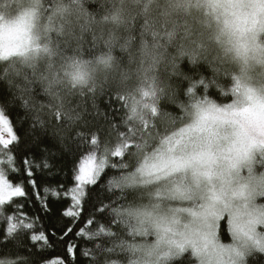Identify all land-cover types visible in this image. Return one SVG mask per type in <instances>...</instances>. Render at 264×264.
Listing matches in <instances>:
<instances>
[{
  "label": "snow or ice",
  "instance_id": "snow-or-ice-1",
  "mask_svg": "<svg viewBox=\"0 0 264 264\" xmlns=\"http://www.w3.org/2000/svg\"><path fill=\"white\" fill-rule=\"evenodd\" d=\"M0 83V264H264V0H0Z\"/></svg>",
  "mask_w": 264,
  "mask_h": 264
},
{
  "label": "trees",
  "instance_id": "trees-1",
  "mask_svg": "<svg viewBox=\"0 0 264 264\" xmlns=\"http://www.w3.org/2000/svg\"><path fill=\"white\" fill-rule=\"evenodd\" d=\"M91 8H92V10H95L96 5H92ZM117 51H118V50H117ZM97 54H99V53H97ZM186 63H187V61H185V64H186ZM220 83H221V85H222L225 89H228V88L231 87V80H230L229 78H221ZM135 86H136V80H135V78H133V79L128 83L127 87H129V88H134ZM3 87H4V85H3L2 83H0V88H3ZM209 94H210L211 98L214 99V100H216L217 102H221V103H223V102H226V101H227V97L222 96V95L220 94L219 90L216 89V88H212V89H210V90H209ZM181 99H182V100H186V98L183 97V96L181 97ZM166 109H167V112L170 113V114L173 115V116H175V115H179V114H180V113H179V109H178V108H175V106H173V105H170V104L166 105ZM9 114L12 116V118H13L14 121L16 120L18 114H19V115H23L22 112H18V111H12V112H10ZM39 162H40L39 159H37V160L35 161V163H39ZM48 162H49L50 164L55 163V162H54L53 160H51V159H50ZM65 165H67V166H65ZM59 167H63V168H64V172H63L62 174H60V176H59V178H60L61 180H63L64 177L70 172L72 165H71L70 160H69V161H60L58 167L55 168V169H53V172H52V173H49V174H48L47 182H48L50 188H52V189H55V188H56V183H55V181H52L51 177H52V175H54V174H56V173L58 172ZM5 170H6V172H7V178H8L11 182H13V183H19V177L17 176V174L11 172V171L8 170L7 168H6ZM44 172H47V169H45ZM113 174H114V173L109 172V176H111V175H113ZM36 175H37V176H41V175H43V174L40 172L39 169H37V171H36ZM41 194H43V193H42V190H41ZM50 198H51V199H55V197H51V196H50ZM61 201H62V202H61L60 205H59L61 208L68 207V206L70 205V203H71L70 198H69V199H65V198H64V193H63V192H61ZM106 202H107V201H106ZM117 206H119V205H117ZM20 211H21L22 213H26V214H28V215L31 216L32 218H35L36 216H39V215H43L42 212H38V202H37V203H33V202H31V201L27 202V203L25 204V206H24ZM45 222H47V221H45ZM0 227H4V223H3L2 220H0ZM151 239H153V237H149V238H148V241L151 240ZM221 241H222L223 243H230V242H231V236H230V233L225 232L224 234H222V235H221ZM80 248H81V251L83 252V251H85V250L91 249V248H92V244H91V243H88V244L81 243ZM22 254H23V255H27L26 252H22ZM47 255H48L49 257H59V256H63V249L60 248V247H56V248H54L53 250L49 251V252L47 253ZM6 258H7V259H14L15 257H11V256H9V257H5V256H3V255H0V259H6ZM90 262H91V257L81 255V256L79 257V260H78L77 262H75V264H90ZM249 264H258V262H257V260H255V259L249 258Z\"/></svg>",
  "mask_w": 264,
  "mask_h": 264
},
{
  "label": "rangeland",
  "instance_id": "rangeland-1",
  "mask_svg": "<svg viewBox=\"0 0 264 264\" xmlns=\"http://www.w3.org/2000/svg\"><path fill=\"white\" fill-rule=\"evenodd\" d=\"M153 239H154V237H153ZM153 239L149 240L148 242H152ZM230 243H231V242H230Z\"/></svg>",
  "mask_w": 264,
  "mask_h": 264
}]
</instances>
